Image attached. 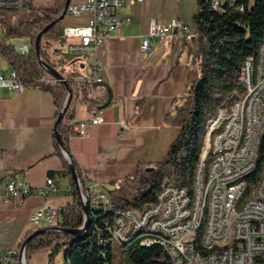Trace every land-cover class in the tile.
<instances>
[{"label": "crops", "instance_id": "1", "mask_svg": "<svg viewBox=\"0 0 264 264\" xmlns=\"http://www.w3.org/2000/svg\"><path fill=\"white\" fill-rule=\"evenodd\" d=\"M29 1L26 7L0 12V18L15 26L35 17L41 9L62 6L65 0ZM199 1L140 0L116 11L121 23L96 49L71 52L68 44L79 39L63 35L48 49L56 69L64 76L72 74L77 87L85 86L87 96L97 99L103 109L104 122L87 124L86 136L79 137L75 136L78 122L94 111L77 106L72 120L75 134L68 139V150L83 177L105 191L134 178L116 191L125 199L134 198L146 187L154 165L165 157L180 131V120L166 115L194 80L196 26L192 18ZM152 20L159 24L171 20L185 23L190 38L184 39L178 29L172 28L170 36L157 40L151 51L142 53L140 44ZM85 22V15L66 12L61 26L63 29ZM15 39L19 42L14 45L29 44L28 37ZM10 69L0 54V72ZM52 81L46 74L17 93L0 86V181L20 178L31 187L21 198L0 201V251L16 248L34 230L54 226L36 221L37 209L56 211L73 198V179L64 172L60 157L38 160L52 150L57 108L44 88ZM122 119L126 126L118 125ZM47 178L52 179L53 188L46 187ZM138 185L141 187L137 190ZM44 187L45 193H39Z\"/></svg>", "mask_w": 264, "mask_h": 264}, {"label": "trees", "instance_id": "2", "mask_svg": "<svg viewBox=\"0 0 264 264\" xmlns=\"http://www.w3.org/2000/svg\"><path fill=\"white\" fill-rule=\"evenodd\" d=\"M29 5V4H28ZM63 5L57 8H45L28 20L12 26L0 18V54L16 72L23 85L32 84L46 75L38 61L35 49V37L38 31L50 24L62 11ZM13 11V9H0ZM196 26V50L194 53L195 76L188 90L176 98L173 109L166 117L174 116L181 122L176 138L168 146L165 157L154 165V171L146 187L132 199L118 195L125 183L134 178L119 182L115 189L107 191L112 205L109 209L92 214L88 209L90 224L86 235L78 237L62 231H48L32 237L26 245L25 261L29 264L40 251L46 250V263L54 264V259L61 255V264H113V243H119L125 249L126 264H170L165 250L158 244L142 245L138 236L130 242L105 241L107 231L103 224L113 222L116 208H141L155 200L162 184L169 183L176 189H185L189 193L199 156L204 144L206 127L219 106L226 107L233 95L244 89L239 80L244 60L251 57L249 73L254 75L255 63L264 34V0H200L194 14ZM62 20L56 21L43 34L40 40L41 57L56 68L57 64L48 57V49L54 40L62 36ZM29 38L26 53L19 52L11 39ZM65 76L72 97L69 105L58 123L62 142L68 149V139L75 134L72 120L77 106H83L93 112L100 105L95 98L87 96L85 86L81 89L76 81ZM56 105V120L59 110L67 97V90L59 81L53 80L44 85ZM52 155L60 157L63 170L70 175L68 164L62 151L53 138L52 150L38 160ZM75 165V163H74ZM31 165L28 166L30 168ZM78 179L84 186L85 179L75 165ZM258 170H256L257 175ZM255 175V176H256ZM72 182V201L61 210V221L57 226L79 228L83 223L81 200L74 181ZM29 234V233H28ZM26 234L16 247L13 258L19 262V249ZM100 238L104 240H100Z\"/></svg>", "mask_w": 264, "mask_h": 264}, {"label": "built area", "instance_id": "3", "mask_svg": "<svg viewBox=\"0 0 264 264\" xmlns=\"http://www.w3.org/2000/svg\"><path fill=\"white\" fill-rule=\"evenodd\" d=\"M140 0H69L67 12L72 16H86L83 25H65L62 35L67 39L78 38L79 42L69 43L67 48L71 52H85L96 49L107 37L116 31L121 20L116 11L126 5ZM218 8L220 0H216ZM29 0H0V9L17 10L28 6ZM176 28L184 39L190 38V29L178 20H171L159 24L155 20L150 22L148 31L140 44V51L147 53L154 48L157 40H163L171 35V29ZM21 52L26 53L29 44L14 45ZM260 62L257 76L248 74L251 57L244 60L239 79H243L248 86L246 120L236 118V109L219 106L214 121L207 125V141L204 142L199 160L194 172V190L192 196H199V204H192L191 208H182L181 191L169 183L162 184L155 200L141 208H116L117 219L110 224H103L107 237L113 241V227H121V232L130 234V227L147 225L148 216H163L162 225H148L153 228V236L140 237L142 245H160L170 259V264H264V171L260 175V185L254 191L243 207V217L232 231H225L223 226H216V216H232V203L235 200L237 188H228V180L232 176H242L243 181L248 173H253L255 155L260 150L262 133H264V34L262 47L259 50ZM99 62H97V65ZM0 86L11 93L22 90L23 83L11 68L7 72H0ZM222 117H230V124L224 126V134L209 137V130L220 126ZM74 121V119H73ZM104 122L103 109L98 107L86 119L78 122L75 136H86L85 126L99 125ZM239 123H247V144L243 151H234V141L238 137ZM118 125L126 126V120L118 121ZM207 152L221 153V160L216 162L214 170H207L201 164V156ZM204 173L208 182V194H201L195 183V174ZM80 198L92 212H100L101 204H112L108 193L96 183L85 179L82 187L80 181ZM46 187L53 188L51 178L46 179ZM31 187L25 180L11 178L0 181V201L7 202L13 198H21L28 194ZM45 193V187L38 190ZM201 204H208L207 231L204 237V250L196 251L190 245V236L194 231V214ZM61 210L52 211L49 208H39L35 211L36 221L44 220L48 224L57 226L61 221ZM102 239V238H100ZM115 243H113L114 246ZM16 248L0 251V264H20L13 255ZM19 253V252H18Z\"/></svg>", "mask_w": 264, "mask_h": 264}, {"label": "bare ground", "instance_id": "4", "mask_svg": "<svg viewBox=\"0 0 264 264\" xmlns=\"http://www.w3.org/2000/svg\"><path fill=\"white\" fill-rule=\"evenodd\" d=\"M217 3V1H216ZM262 47V43L260 48ZM259 48V50H260ZM260 62V55L258 51L254 75L257 76L258 65ZM250 63V62H249ZM249 74V67H248ZM242 86L244 89L241 93H236L233 95L231 103H229L224 108H233L234 105H238L236 109V118L239 120H246L247 116V107L245 104L248 96V86L243 79ZM216 114V112H215ZM214 114V116H215ZM214 116L208 123L214 121ZM230 124V117H222L220 119V126H215L209 130V137H218L221 134H224V126ZM208 125V124H207ZM247 123H239L238 137L234 141V151H243L244 147L247 144ZM207 141V127L204 142ZM262 142H264V133H262ZM204 145V144H203ZM221 160V153L216 152H207L205 156H201V164L206 165L207 170H214L216 162ZM256 170H258L257 175ZM196 171V167H195ZM264 171V145H260V150L255 155V161L253 163V173H248L247 177L243 181L242 176H232L228 180V188H237L235 194V200L232 203V216H228L224 222V216H216V226H223L225 231H232L236 228L237 223L243 217V207H245L249 198L252 197L255 190L258 189L260 185V175ZM256 175V176H255ZM195 183H197L198 191L201 194H208V182L204 179V173L195 174ZM194 190V176L192 181L191 192L189 193L185 189H180L181 191V201L182 208H191L192 204H199V196H192ZM108 205L112 204H101L100 210L105 211L109 209ZM113 220L117 219V212L114 214ZM208 218V204H201L197 210V213L194 214V231L192 236H190V245H194L196 251L204 250V237L207 231V221ZM163 216H148L147 225H136L130 227V234H125L121 232V227H113V238L121 242H130L138 236L151 237L153 236V228H150L148 225H162ZM104 240V239H100ZM107 241V240H105Z\"/></svg>", "mask_w": 264, "mask_h": 264}, {"label": "water", "instance_id": "5", "mask_svg": "<svg viewBox=\"0 0 264 264\" xmlns=\"http://www.w3.org/2000/svg\"><path fill=\"white\" fill-rule=\"evenodd\" d=\"M68 3H69V0H65L64 4H63L62 11L54 18V20L50 24L44 26L40 31L37 32L34 43H35V49H36V52L38 55V61L41 64V66L44 68L46 74L48 76H50L51 78H53V80L59 81L61 84H63V86L67 90V97L65 99L63 106L59 110L58 118L56 120L55 129H54V137H55L60 149L62 150V152L66 158L71 177L75 183L76 189H77L79 196H80V186H79V179H78L77 170H76V167L72 161L69 150L65 148V146L62 142V139H61V136H60V133L58 130V123H59L60 119L63 117V115H64V113H65V111L69 105V102H70L71 97H72V91L69 88V85L67 83L65 76L62 75V73L59 72L56 68L52 67L49 63L44 61L40 55V53H41L40 40H41L42 34L49 27H51V25H53L56 21L63 19V17L65 16V14L67 12ZM80 200H81V198H80ZM81 207H82V212H83V223L79 228H65V227H59V226H50V227L39 228L37 230L30 232L25 237V239L22 241V245L19 249L20 264H26V261H25L26 245L32 237H34L38 234H42V233L54 230V231L67 232V233L73 234V235L78 236V237L85 236L87 229H88V226L90 224V216L88 213L87 205L82 200H81Z\"/></svg>", "mask_w": 264, "mask_h": 264}, {"label": "rangeland", "instance_id": "6", "mask_svg": "<svg viewBox=\"0 0 264 264\" xmlns=\"http://www.w3.org/2000/svg\"><path fill=\"white\" fill-rule=\"evenodd\" d=\"M13 42H19L16 39L12 40ZM70 55V54H68ZM249 75L251 76V72L249 73ZM243 85V84H242ZM143 186V185H142ZM141 187V185L137 186V190L138 188ZM107 192V191H106ZM134 194V193H132ZM130 199V198H129ZM125 247L120 245L119 243H115L113 246V264H126L125 262ZM46 254L47 251L46 250H40L31 260V262L29 264H45L46 263ZM62 262V256L59 255L54 259V264H61Z\"/></svg>", "mask_w": 264, "mask_h": 264}]
</instances>
